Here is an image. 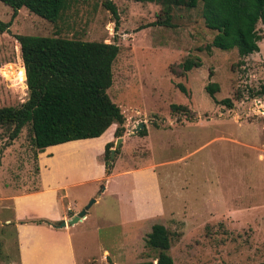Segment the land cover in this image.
<instances>
[{"label":"rangeland","instance_id":"rangeland-1","mask_svg":"<svg viewBox=\"0 0 264 264\" xmlns=\"http://www.w3.org/2000/svg\"><path fill=\"white\" fill-rule=\"evenodd\" d=\"M158 11L153 2L67 0L50 23L23 8L10 17L0 2V106L26 98L14 36L28 34L115 44L106 94L123 116L115 147L114 123L97 138L41 152L27 124L12 140L0 127V264H18L20 221L61 210L67 219L85 206L70 229L76 258L89 253L80 264H154L144 245L153 223L170 234L172 264H264V95L248 92L264 82V22L255 25L257 51L238 57L233 48L203 49L214 31L203 25L199 0L172 7L169 27L151 24ZM190 55L198 67L170 69ZM207 82L217 85L212 98ZM225 97L229 107L219 103ZM106 142L114 148L108 174ZM32 192L46 197L23 198ZM25 236L24 264H53L43 235ZM32 241L40 249L31 253Z\"/></svg>","mask_w":264,"mask_h":264},{"label":"trees","instance_id":"trees-1","mask_svg":"<svg viewBox=\"0 0 264 264\" xmlns=\"http://www.w3.org/2000/svg\"><path fill=\"white\" fill-rule=\"evenodd\" d=\"M132 1L158 4L159 11L151 24L169 27L172 7L193 8L198 0ZM199 1L203 25L214 31L210 41L203 45L204 50L208 51L210 47L220 50L233 48L238 57L257 51L261 35L255 25L264 22V0ZM0 2L9 7L10 17L23 8L50 23L67 5V0ZM104 6L115 17L114 6L108 1L104 2ZM14 38L18 44L27 95L17 106H0V127L7 132L8 140L15 138L26 124L31 134V146L37 152L66 142L97 138L112 123L116 124L112 136L121 135L123 116L106 94L111 83V64L117 53L115 44L28 34H16ZM199 65L198 57L190 55L177 63V69H170L180 75ZM176 86L179 91L185 92L180 84ZM216 90L214 82L204 85V91L211 98ZM248 92L249 96L264 95V82ZM219 103L230 106L227 97L220 99ZM169 107L171 110L178 109L174 104ZM138 133L143 135L144 129ZM110 144L106 142L103 145L104 159L108 158ZM108 167L105 162V174L109 172ZM29 222L50 224L41 218ZM144 245L153 252L154 264H172L167 252L170 234L161 224L150 226Z\"/></svg>","mask_w":264,"mask_h":264},{"label":"crops","instance_id":"crops-1","mask_svg":"<svg viewBox=\"0 0 264 264\" xmlns=\"http://www.w3.org/2000/svg\"><path fill=\"white\" fill-rule=\"evenodd\" d=\"M42 197H46V195L40 192H36V193L32 192L24 195L23 198L27 199L28 201L38 202L41 200ZM65 216L66 215L63 214V211L61 210L60 213H57L51 218L44 217L41 219L47 220L48 222L59 221L60 219H64ZM14 218L20 219L16 217ZM82 218H80V220ZM16 225L20 228L22 232V236H19V234L17 236L18 264H24L23 255L26 254V252L28 251L25 240L26 233L34 234L37 236L43 235V239H45V246L42 250L45 255L50 256V258L53 261V264H80L82 261H84L87 258L89 254L83 248V250L81 249V254H82L81 257L76 258L71 240V233H70L71 225L64 227H56V225L52 226L51 224H34L29 222V220L28 222L25 221L23 223H19ZM34 247L37 251L40 249V246L37 245V242L32 241L29 248V251L31 253L32 251H34Z\"/></svg>","mask_w":264,"mask_h":264},{"label":"water","instance_id":"water-1","mask_svg":"<svg viewBox=\"0 0 264 264\" xmlns=\"http://www.w3.org/2000/svg\"><path fill=\"white\" fill-rule=\"evenodd\" d=\"M120 141V137L116 138L115 141H114V147L117 146L118 142ZM114 150V148L110 149L109 150V155H108V160L106 162V164L109 162L111 156H112V151ZM93 200L90 199L87 206L92 202ZM85 209H86V206L82 209H80L78 212H76L74 215H72L70 218H67V219H60L58 222H57V225L56 227H64V226H69L73 223H75L76 221L80 220V218H82L84 216V213H85Z\"/></svg>","mask_w":264,"mask_h":264},{"label":"bare ground","instance_id":"bare-ground-1","mask_svg":"<svg viewBox=\"0 0 264 264\" xmlns=\"http://www.w3.org/2000/svg\"><path fill=\"white\" fill-rule=\"evenodd\" d=\"M11 70H14V72H15V69L13 67L12 68H9V71L11 73L10 75H12L14 73L13 71L11 72Z\"/></svg>","mask_w":264,"mask_h":264}]
</instances>
